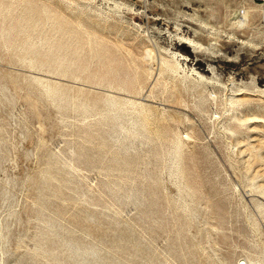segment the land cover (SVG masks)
<instances>
[{
    "label": "rangeland",
    "instance_id": "obj_1",
    "mask_svg": "<svg viewBox=\"0 0 264 264\" xmlns=\"http://www.w3.org/2000/svg\"><path fill=\"white\" fill-rule=\"evenodd\" d=\"M0 6V264H264V4Z\"/></svg>",
    "mask_w": 264,
    "mask_h": 264
},
{
    "label": "bare ground",
    "instance_id": "obj_2",
    "mask_svg": "<svg viewBox=\"0 0 264 264\" xmlns=\"http://www.w3.org/2000/svg\"><path fill=\"white\" fill-rule=\"evenodd\" d=\"M0 9H1V6H0ZM10 11V10H9ZM9 14H10V12H9ZM32 21V20H31ZM33 23V22H32ZM37 23V22H36ZM35 24V23H34ZM59 24V23H58ZM27 25V24H26ZM29 25V24H28ZM34 26V25H33ZM24 28H27V27H24ZM61 30V29H60ZM59 30V31H60ZM29 31V30H28ZM57 31V30H56ZM59 33V32H58ZM65 34V33H64ZM60 35V34H59ZM57 37V36H56ZM60 39H61V37H60ZM63 39V38H62ZM185 44H187V45H189V46H191V47H193V48H198L199 47V45L197 44V43H195L193 40H190V39H187L186 38V40H185V42H184ZM58 45V44H57ZM56 45V46H57ZM61 45V44H60ZM69 45V44H68ZM55 47V46H54ZM58 47V46H57ZM102 48H103V45H102ZM58 49V48H57ZM62 50V49H61ZM78 50H79V47H78ZM80 52V51H79ZM104 52V51H103ZM58 53V52H57ZM68 54V53H67ZM78 54V53H77ZM82 54V53H81ZM111 54V53H110ZM59 55V54H58ZM64 55H66V52H65V54ZM80 55V54H79ZM101 57H103V56H101ZM105 58L107 59L108 58V56H107V53H106V55H105ZM102 60V59H101ZM65 61V60H64ZM63 61V62H64ZM103 61H105V60H103ZM108 61V60H107ZM106 62V61H105ZM65 63H66V61H65ZM114 63V62H113ZM118 63V62H117ZM101 64V63H100ZM106 64V63H105ZM107 65V64H106ZM109 65V64H108ZM116 65V64H115ZM109 67H110V65H109ZM102 68V67H101ZM85 69V68H84ZM113 69V68H112ZM129 69H130V67H129ZM105 70H107L106 68H105ZM85 71H86V69H85ZM98 71V70H97ZM150 71H152V70H150ZM103 72V71H102ZM111 72V71H110ZM116 73H118V71L116 72ZM109 74V73H108ZM111 74V73H110ZM163 74V73H162ZM107 75V74H106ZM164 75V74H163ZM126 76V75H125ZM131 76V75H130ZM101 77V76H100ZM107 77V76H106ZM110 77V76H109ZM115 77V76H114ZM126 80V79H125ZM116 81H118V80H116ZM137 81V80H136ZM127 82V81H126ZM103 83V82H102ZM105 83V82H104ZM115 84V83H114ZM113 85V84H112ZM107 86H109V85H107ZM151 86V85H150ZM110 87V86H109ZM151 89V88H150ZM47 92L48 93H53V90L50 88V87H47ZM48 95V94H47ZM114 99V98H113ZM109 100V99H108ZM108 102V101H107ZM113 105V104H112ZM160 140V139H159ZM178 151V150H177ZM67 241V240H66ZM78 251V250H77ZM79 252V251H78ZM75 253V252H74ZM83 253V252H82ZM83 255V254H82ZM71 256V255H70ZM72 256H74V255H72ZM74 258V257H73ZM76 259V258H75ZM74 260V259H73ZM78 260H79V258H78ZM81 261V260H80ZM82 262V261H81ZM240 264H253V263H251L250 261H247V262H239Z\"/></svg>",
    "mask_w": 264,
    "mask_h": 264
},
{
    "label": "built area",
    "instance_id": "obj_3",
    "mask_svg": "<svg viewBox=\"0 0 264 264\" xmlns=\"http://www.w3.org/2000/svg\"><path fill=\"white\" fill-rule=\"evenodd\" d=\"M257 2H261V4H264V0H256ZM238 15L241 19H245L247 16V10L246 9H241L238 11Z\"/></svg>",
    "mask_w": 264,
    "mask_h": 264
}]
</instances>
